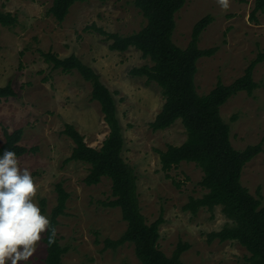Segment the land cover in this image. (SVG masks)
I'll return each mask as SVG.
<instances>
[{
  "label": "rangeland",
  "instance_id": "1",
  "mask_svg": "<svg viewBox=\"0 0 264 264\" xmlns=\"http://www.w3.org/2000/svg\"><path fill=\"white\" fill-rule=\"evenodd\" d=\"M254 2L228 0V7L223 8L218 0H187L175 14L172 41L182 49L190 42L195 23L206 15L213 17L198 41L200 49L216 48L211 57L197 61L198 95H207L218 81L231 85L264 53V10L252 19ZM50 6L51 0H0V13L16 19L12 26L0 25V87L10 84L16 93L0 101V148L6 134L22 131L18 145L28 151L18 159L33 176L38 188L34 199L43 215L49 217L58 205L57 185L68 194L55 229L60 245L68 248L61 264L139 261L132 244L104 247L105 240L117 241L127 228L119 208L104 206L112 200L110 180L102 178L98 185L87 186L84 179L89 166L66 162L74 143L63 134L65 125H72L91 148L99 149L108 136L100 106L91 97L92 87L77 72L54 70L41 53L60 59L74 55L112 93L124 139L122 158L137 177L141 214L148 225L159 217L163 221L158 227L159 249L170 257L178 243L188 244L179 258L183 264H243L249 254L237 241L209 238L231 224L221 207L200 208L195 216L183 210L190 198H202L208 192L199 185L200 168L181 163L168 174L161 171L156 151L182 145L186 133L180 120L164 130L151 129L165 99L155 83L130 73L150 66V61L133 47L125 52L110 50L111 41L96 30L120 36L139 32L146 21L133 0L75 3L62 23L48 15ZM252 80L257 84L252 94L243 91L229 98L220 116L229 125L234 149L262 146L243 167L240 183L252 196L259 195L264 206V61L255 66ZM43 237L41 233L29 264H45Z\"/></svg>",
  "mask_w": 264,
  "mask_h": 264
},
{
  "label": "trees",
  "instance_id": "2",
  "mask_svg": "<svg viewBox=\"0 0 264 264\" xmlns=\"http://www.w3.org/2000/svg\"><path fill=\"white\" fill-rule=\"evenodd\" d=\"M85 0H51L48 15L62 23L69 9L75 3ZM103 1V0H99ZM187 0H133L136 9L146 21L137 33L128 36L108 34L96 29L111 41L110 50L125 52L130 47L141 52L143 59L151 65L133 69L134 77H145L148 83H155L162 91L165 103L155 120L150 124L153 131L164 130L180 120L186 133V140L180 146L168 145L165 151L157 150L161 171L168 174L181 163H193L202 171L199 185L207 190L202 198H190L183 210L195 216L200 208L221 207L224 216L231 221L218 233L209 238L219 241H237L249 254L243 264H264V206L262 199L252 196L240 183L243 167L261 151V144L247 146L244 150L234 149L229 139V125L220 116V108L229 98L239 92L251 95L257 88L252 75L255 66L264 61V53L259 54L245 69L244 75L231 85L220 81L207 95L197 94L195 75L197 61L211 57L216 48L200 49L198 41L201 33L213 22L206 15L197 21L192 29L190 42L185 49L178 47L172 36L175 30V14ZM264 0H255L252 19L263 12ZM16 19L9 13H0V25L9 27ZM46 63L53 64L54 70L62 73L77 72L91 87L92 100L97 102L109 129L108 136L99 149L88 147L82 135L72 126L65 125L63 134L74 143L71 156L66 162H81L89 166L84 179L87 186H95L106 178L111 182L112 200L104 204L109 208H119L123 221L127 224L124 234L117 240H105L104 247L116 249L125 243L134 246V254L139 264H183L180 255L188 244L178 243L170 257L158 247V227L163 222L159 217L148 225L141 214L137 177L133 169L122 158L124 139L116 117V105L112 93L100 82L99 76L74 55L60 59L53 53H41ZM16 97L8 84L0 87V101ZM22 131L6 134V141L0 154L6 150L14 151L17 157L28 150L18 145ZM167 177H169L167 175ZM57 207L49 215L51 227L56 229L57 218L63 215L68 194L57 185ZM258 194V193H257ZM44 201H42V206ZM43 214V210L41 212ZM51 233H44L46 245L45 264H61L62 256L68 248L60 245L55 234V243L48 246Z\"/></svg>",
  "mask_w": 264,
  "mask_h": 264
},
{
  "label": "clouds",
  "instance_id": "3",
  "mask_svg": "<svg viewBox=\"0 0 264 264\" xmlns=\"http://www.w3.org/2000/svg\"><path fill=\"white\" fill-rule=\"evenodd\" d=\"M228 7V0H218ZM38 188L28 168H22L17 154H0V264H29L37 251L41 233H51L48 246L55 243V229L35 202Z\"/></svg>",
  "mask_w": 264,
  "mask_h": 264
}]
</instances>
